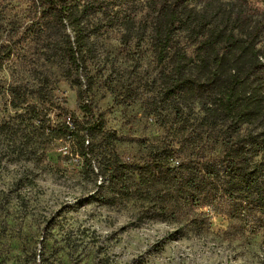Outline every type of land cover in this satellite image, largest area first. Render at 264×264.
<instances>
[{
  "label": "trees",
  "instance_id": "obj_1",
  "mask_svg": "<svg viewBox=\"0 0 264 264\" xmlns=\"http://www.w3.org/2000/svg\"><path fill=\"white\" fill-rule=\"evenodd\" d=\"M111 1L35 0L37 36L47 34L52 57L74 77L87 118L66 119L61 130L45 124L54 74L38 78L37 88L10 85L11 105L28 115L36 142L47 133L70 139L71 152L95 161L119 197L141 198L165 220L202 229L214 212L228 221L226 232L264 235V0H148L145 13L125 16L130 38L145 42L158 67L145 111L164 132L142 165L113 150L120 138L94 113L81 77L92 53L91 17ZM13 52L6 46L8 59Z\"/></svg>",
  "mask_w": 264,
  "mask_h": 264
},
{
  "label": "rangeland",
  "instance_id": "obj_2",
  "mask_svg": "<svg viewBox=\"0 0 264 264\" xmlns=\"http://www.w3.org/2000/svg\"><path fill=\"white\" fill-rule=\"evenodd\" d=\"M147 1L112 0L91 17L92 53L81 69L94 113L120 138L113 150L141 165L164 132L145 111L158 67L145 42L130 38L124 18L145 13ZM40 17L35 0H0V58L14 47L0 68V264H264L262 232H226L228 221L214 212L202 229L165 220L143 199L115 194L95 161L92 167L71 152L70 139L47 133L36 142L28 115L11 105L7 89L16 82L37 88L38 78L54 74L46 125L52 120L61 130L66 119L87 118L74 77L52 57L47 34L37 36Z\"/></svg>",
  "mask_w": 264,
  "mask_h": 264
}]
</instances>
